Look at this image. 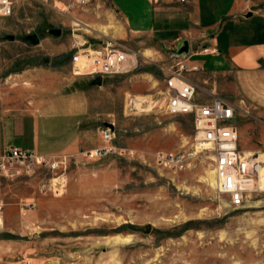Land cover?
Wrapping results in <instances>:
<instances>
[{"label": "rangeland", "instance_id": "obj_1", "mask_svg": "<svg viewBox=\"0 0 264 264\" xmlns=\"http://www.w3.org/2000/svg\"><path fill=\"white\" fill-rule=\"evenodd\" d=\"M13 1L12 16L0 18V47L15 59L5 73L41 62L73 43L80 50L88 48L75 42L83 30L73 18L86 7L61 11L60 0ZM251 1L253 10H264V0ZM51 28H61L62 36L47 35ZM32 34L40 38L35 61L26 58L32 47L22 41ZM6 36L15 39L10 42ZM108 37L102 47L108 42L126 46ZM142 59L135 70L91 85L99 92L92 93L90 148L42 156L44 161L35 166L0 170V264H264V174L262 191H251L242 206H232L210 177L211 152L199 150L192 115L166 112L164 83L158 85L145 71L163 82L167 74ZM65 62L61 71L74 76L71 57ZM5 73L0 90L30 86L7 80ZM243 91L246 96L228 97L242 98L250 112L233 120L239 148L264 158V119L252 113L250 84ZM105 129L112 136L108 142ZM98 148L103 149L89 155ZM158 150L183 155V167L156 166L151 155Z\"/></svg>", "mask_w": 264, "mask_h": 264}, {"label": "crops", "instance_id": "obj_2", "mask_svg": "<svg viewBox=\"0 0 264 264\" xmlns=\"http://www.w3.org/2000/svg\"><path fill=\"white\" fill-rule=\"evenodd\" d=\"M254 7L251 0H187L185 4L177 0H91L88 7L73 14L83 30L75 42L98 48L104 38L111 40L108 36H112L137 48L143 63L166 67L169 62L183 61L188 68L197 67L186 73L190 81L222 97L245 95L243 86L250 84L253 97L258 95L256 99L251 96L252 113L264 119V101L259 98L264 97L260 87L264 84V10ZM248 12L252 16L243 19ZM183 41L188 42L189 53L176 55ZM71 45L8 73L4 71L15 59L6 56V47H0V78L5 73L7 80L30 85L25 91L17 87L0 90V151L18 146L41 156L72 155L93 145L89 141L94 126L90 109L92 93L98 96L99 90L91 89V78L61 71L66 63L60 62L61 57L74 53ZM31 47L26 58L35 61L36 48ZM51 68L57 70L53 75ZM145 73L158 85L164 83L153 71ZM203 98L198 92L197 100Z\"/></svg>", "mask_w": 264, "mask_h": 264}, {"label": "built area", "instance_id": "obj_3", "mask_svg": "<svg viewBox=\"0 0 264 264\" xmlns=\"http://www.w3.org/2000/svg\"><path fill=\"white\" fill-rule=\"evenodd\" d=\"M47 2L48 0H43ZM91 0H60L61 11L83 9ZM185 4L187 0H177ZM14 10L12 0H0V18L11 17ZM76 49L71 56L72 72L75 71V62L80 56L86 64L85 75L100 76L102 79L117 75H124L138 67L139 54L130 47H124L108 42L103 47L84 48L73 43ZM203 51H207L203 48ZM213 52H216L213 50ZM176 56V55H175ZM167 76L164 80V93L166 102L164 109L171 114H191L195 141L201 151L211 152L217 190L220 194L227 195L230 204L234 207L242 206L251 191H262L261 170L264 168L263 153H246L239 148L238 133L233 120L250 115L245 101L222 97L212 90L200 88L197 83L188 79L189 71L197 70L196 66L188 68L183 61L174 62L167 67H161ZM199 91L206 93L205 98L197 100ZM103 139L111 140L110 129L102 131ZM203 144L205 146L201 147ZM109 148V147H108ZM103 148L89 151V155H97ZM113 149L112 146L109 148ZM114 150V149H113ZM126 152L125 149L122 153ZM128 154L133 152L128 150ZM138 157L145 158L143 153ZM151 160L160 167H183V155L155 151ZM44 161L43 157L34 150L10 146L0 151V170L10 166H35ZM4 203L0 199V221Z\"/></svg>", "mask_w": 264, "mask_h": 264}, {"label": "water", "instance_id": "obj_4", "mask_svg": "<svg viewBox=\"0 0 264 264\" xmlns=\"http://www.w3.org/2000/svg\"><path fill=\"white\" fill-rule=\"evenodd\" d=\"M251 16H252V12H248V13L242 15V18L248 19ZM46 34L51 36V37L58 38L61 36L62 30L58 29V28H51V29H48L46 31ZM5 39L8 41H13L15 39V37L14 36H6ZM22 41L30 43L33 46H36L39 44L40 39H39L38 35L32 34V35H27V36L23 37ZM188 53H189V44L187 41H183L181 43V46L176 50V55H187ZM101 83H102V78L100 76H96L91 80V84L100 85Z\"/></svg>", "mask_w": 264, "mask_h": 264}, {"label": "bare ground", "instance_id": "obj_5", "mask_svg": "<svg viewBox=\"0 0 264 264\" xmlns=\"http://www.w3.org/2000/svg\"><path fill=\"white\" fill-rule=\"evenodd\" d=\"M77 24V23H76ZM75 71H77V74H83V73H85V71H86V64L84 63V59H83V57L82 56H80L79 57V59L75 62ZM201 147H203V146H205V145H203V144H201L200 145ZM246 153H251V152H247L246 151ZM261 157H262V155H261ZM263 158V157H262ZM264 159V158H263ZM264 174V168L261 170V173H260V177H262V175ZM210 177L212 178V179H216V176H215V172H214V170H213V172H211V174H210ZM261 180V179H260ZM216 181V180H215ZM261 183V182H260Z\"/></svg>", "mask_w": 264, "mask_h": 264}, {"label": "trees", "instance_id": "obj_6", "mask_svg": "<svg viewBox=\"0 0 264 264\" xmlns=\"http://www.w3.org/2000/svg\"><path fill=\"white\" fill-rule=\"evenodd\" d=\"M71 57V55H69V54H65V55H63L61 58L62 59H60V62H65V61H67L69 58ZM57 63V62H56Z\"/></svg>", "mask_w": 264, "mask_h": 264}]
</instances>
